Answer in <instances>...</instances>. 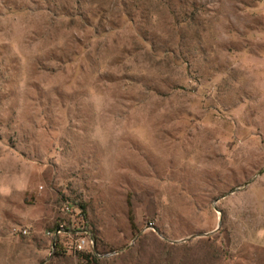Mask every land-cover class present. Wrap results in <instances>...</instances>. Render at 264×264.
<instances>
[{"label": "rangeland", "instance_id": "1", "mask_svg": "<svg viewBox=\"0 0 264 264\" xmlns=\"http://www.w3.org/2000/svg\"><path fill=\"white\" fill-rule=\"evenodd\" d=\"M0 264H264V0H0Z\"/></svg>", "mask_w": 264, "mask_h": 264}, {"label": "built area", "instance_id": "2", "mask_svg": "<svg viewBox=\"0 0 264 264\" xmlns=\"http://www.w3.org/2000/svg\"><path fill=\"white\" fill-rule=\"evenodd\" d=\"M82 216V214H81ZM79 225V224H78ZM74 226V228L76 229V233L78 235H80L81 233H88L86 232L85 230H81V226ZM59 232L62 233V232H65L67 235H70V234H73L74 232L71 231V230H66L65 229V226L64 225H61L60 228H59ZM24 233L25 234H28V231L27 230H24ZM75 244L72 245V250L76 251V252H81V251H84L86 249H90L92 246H95L96 245V241L91 238V235H80L78 237V239L75 240ZM69 243V241L66 240V242L63 243V246L64 248L66 249V245ZM56 244V242H55Z\"/></svg>", "mask_w": 264, "mask_h": 264}, {"label": "trees", "instance_id": "3", "mask_svg": "<svg viewBox=\"0 0 264 264\" xmlns=\"http://www.w3.org/2000/svg\"><path fill=\"white\" fill-rule=\"evenodd\" d=\"M68 229L70 230V228ZM85 231H88L86 226H85ZM91 238H93L96 241V238L94 235L93 237L91 236ZM64 239H67V238H64ZM61 241L62 240L57 239L56 244L54 245V249H55L54 254L58 256H60L63 252H66V249L64 248L63 243ZM63 241H66V240H63ZM74 252L77 253L81 258L88 260L89 262H93V263H95L102 255L101 252L99 251L97 241H96V245L92 246L90 249H86L81 252H76V251Z\"/></svg>", "mask_w": 264, "mask_h": 264}, {"label": "water", "instance_id": "4", "mask_svg": "<svg viewBox=\"0 0 264 264\" xmlns=\"http://www.w3.org/2000/svg\"><path fill=\"white\" fill-rule=\"evenodd\" d=\"M55 245V244H54Z\"/></svg>", "mask_w": 264, "mask_h": 264}]
</instances>
